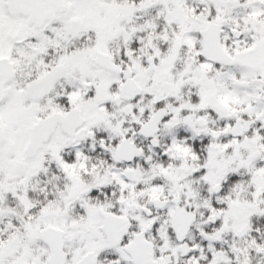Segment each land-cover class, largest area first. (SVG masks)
Here are the masks:
<instances>
[{"label":"snow or ice","instance_id":"snow-or-ice-1","mask_svg":"<svg viewBox=\"0 0 264 264\" xmlns=\"http://www.w3.org/2000/svg\"><path fill=\"white\" fill-rule=\"evenodd\" d=\"M0 264H264V0H0Z\"/></svg>","mask_w":264,"mask_h":264}]
</instances>
